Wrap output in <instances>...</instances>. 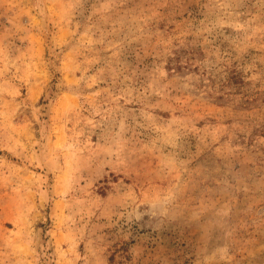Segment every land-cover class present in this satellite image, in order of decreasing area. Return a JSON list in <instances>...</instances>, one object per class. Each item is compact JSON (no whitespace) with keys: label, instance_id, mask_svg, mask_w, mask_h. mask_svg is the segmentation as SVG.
Returning <instances> with one entry per match:
<instances>
[{"label":"rangeland","instance_id":"obj_1","mask_svg":"<svg viewBox=\"0 0 264 264\" xmlns=\"http://www.w3.org/2000/svg\"><path fill=\"white\" fill-rule=\"evenodd\" d=\"M0 264H264V0H0Z\"/></svg>","mask_w":264,"mask_h":264}]
</instances>
